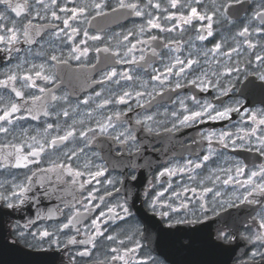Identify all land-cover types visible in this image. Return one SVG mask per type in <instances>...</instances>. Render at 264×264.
<instances>
[{"label":"flooded vegetation","instance_id":"1","mask_svg":"<svg viewBox=\"0 0 264 264\" xmlns=\"http://www.w3.org/2000/svg\"><path fill=\"white\" fill-rule=\"evenodd\" d=\"M157 2L159 9L153 6ZM11 3L13 7L21 5L23 11L17 16L0 3V35H11L9 29L17 34L12 45L0 42V81L17 76L7 85L0 84V115L10 103L20 105L11 124L0 121V127L9 129L0 132V232L4 238L27 250L55 251L57 264H124L112 261L113 255H124L128 264H169L142 237L144 223L139 213L147 212L182 243H188L186 234L192 227L214 223L207 235L222 246L235 248L230 264H264V192L253 191L264 183V174L247 183L248 176L264 166V155L256 151L261 148L258 138L264 135V126L258 123L264 117V80L260 78L264 75V20L255 15L264 9V0H180V5L189 7L177 8H171L169 0H151V4L149 0H124L125 4H137L135 11L143 12L141 16L120 8V0ZM95 4L101 7L97 9ZM80 7L86 11L76 17L71 11H62ZM190 7L213 15L212 36L205 30L206 20L178 24L171 32L147 27L149 19L159 17L162 28H171L181 13L189 14ZM53 11L59 19L52 16ZM170 13L176 17L164 19ZM65 19L69 26L64 25ZM245 27L248 32L239 35ZM72 29L78 31L73 34ZM130 32L133 35L125 41ZM200 35L206 39L200 40ZM149 36L157 39L151 41ZM217 43L221 48L211 51ZM132 45L135 49L128 52ZM176 59L199 62L180 75H176L178 66L171 74L165 73V65L171 66ZM113 69L117 75L106 80ZM36 71L53 79L37 77ZM161 73L160 81L152 79ZM25 74L32 77L36 87L25 86ZM123 74L133 79H122ZM197 77L200 80L192 84L190 81ZM177 83L180 88L175 87ZM13 88L22 91L23 97H16ZM126 91L130 98L116 103ZM136 92L142 95L138 98ZM34 96L40 99L33 100ZM105 100L112 102L105 104ZM206 103L215 111L209 109L180 124L184 116L201 111ZM226 108L238 110L223 119L209 118ZM65 111L68 116L63 115ZM115 112L122 113L119 119L113 117L115 127L100 134L97 122H106ZM252 113L257 116L255 123L248 119ZM147 116L152 119L146 120ZM49 124L53 125L50 129ZM70 126L75 128L73 137L51 146L50 141L71 130ZM254 127L257 132L253 135ZM81 131L86 132V138L79 135ZM120 133L125 134L120 137L123 143L114 139ZM209 133L215 134L210 142L204 139ZM225 133L230 135L221 141ZM40 147L45 150L38 156L29 155ZM17 148L20 155L28 157L21 166L15 158ZM73 150L77 155L69 159ZM205 155L209 156L207 161ZM60 164L71 165L85 175L73 177L60 168L49 171ZM96 166L107 169L97 178L100 183L93 180L84 184L91 179L87 172L97 171ZM237 167L244 168L242 175L236 172ZM179 168L185 171L160 175L165 169ZM229 176L232 180L225 184ZM109 180L113 183H107ZM205 188L211 191L205 192ZM118 205L126 207L129 215L125 216ZM85 207L89 211L85 212ZM109 208L114 212L109 213ZM117 214L122 218L116 219ZM98 217L103 235H97L93 225ZM69 219L72 225L63 228ZM44 231L51 235L42 236ZM109 236L115 239H107ZM257 236L261 239H255ZM73 238L75 242L70 243ZM89 238L95 247L81 243ZM86 249L90 254L81 255Z\"/></svg>","mask_w":264,"mask_h":264},{"label":"snow or ice","instance_id":"2","mask_svg":"<svg viewBox=\"0 0 264 264\" xmlns=\"http://www.w3.org/2000/svg\"><path fill=\"white\" fill-rule=\"evenodd\" d=\"M37 2L38 3H42L43 0H37ZM197 2H198V0H197ZM235 2L236 3H240L241 0H235ZM0 3L4 4L5 7H6V9H10L11 11L15 12L17 16H19L20 13H21V11H23V7L21 5H19V4L15 5V7H13L12 6V3H11V0H0ZM52 3L55 4L56 3V0H52ZM149 3L151 4V0H149ZM169 5H170L171 8H177L178 6L189 7L188 4L180 5V0H169ZM153 6L155 8H157V9H159L161 7V5H160L159 2L155 3ZM45 7H47V5H45ZM94 7L97 8V9H99L101 7V5L100 4H95ZM119 7L120 8H129V9H132V10L135 11V9H137L138 5L135 4V3L125 4L124 3V0H120ZM62 11H71L72 17H76L78 13H84L86 11V8L80 7V8L71 9V10L62 9ZM165 11H166V9H165ZM99 14L100 13H97V15H99ZM135 15L141 16V15H144V13L141 12V11H135ZM255 15L257 17H260L262 20H264V9H262L261 11L256 12ZM52 16L54 18L59 19V17H57V14H56L55 11L52 12ZM174 17H176V13H170L164 19H166V20H172ZM194 19H198L200 21H205V20L208 21L205 30L207 31V35L208 36H212L213 35V32H212L213 15L201 14L197 10L196 7H190V11H189V14L188 15L185 16L183 13H181L179 15V17H176V23H174L171 28H167V29L162 28L161 24L159 23V17L149 19L147 21V27L148 28H159V29H161V31H169V32H171V31H175L176 30L178 24L189 25V24L192 23V21ZM63 23H64L65 26H69V21L67 19H65L63 21ZM202 27H205V26H202ZM260 30L261 29H257V31H260ZM8 31L11 33V35H8V36L0 35V42H5L6 41L9 45H12L17 40V34H16L15 29H9ZM63 31L64 30L61 29V32H63ZM77 31H78L77 29H72L73 34H75ZM140 31L141 32H144L145 31V28L144 27H141L140 28ZM247 32H248V28L245 27L243 29V31L239 33V35L243 36ZM84 34L87 35V32H85ZM23 35H24V37L26 39L29 37V33L27 31V27H25V31H24ZM131 35H133V33H131V32L128 33V35L124 36V40L127 41L128 38H129V36H131ZM198 38L200 40L206 39V37L204 35H200ZM69 39H71V36L69 37ZM92 39H99V37H92ZM156 39H157V37L149 36V40H151V41H155ZM137 43H143V41H137ZM169 43H174V42L173 41H170ZM167 46L168 45H164V47H167ZM220 48H221V44L217 43L211 51L216 52ZM134 49H135V45H132V47L128 49V52H132ZM73 51H76V49H74ZM96 51H99V49H97ZM233 51H235V49H233ZM84 52L86 53L87 52V49H84ZM154 55H155V52H154ZM76 58H79V57H76ZM51 59L55 61V60H57V57L56 56H52ZM140 59L143 60L144 57L141 56ZM256 59L257 60H260L261 57L260 56H257ZM118 62L119 63H124L125 61L120 60ZM198 62L199 61L191 60V59L187 60V62H185L183 60H180V59H176L171 66L165 65L164 72L171 74L173 72V68H175V67L178 66L179 67V72L176 73V75H180V74H183L186 69H191L193 67V65L197 64ZM65 63H66V61H65ZM42 67H43V65H41V68ZM228 71H231V69H229ZM35 75L37 77L43 78L44 80H51V79H53V77L42 76V73L40 71H36L35 72ZM116 75H117V73L113 69L111 72H109L105 76V79L106 80H109V79H111L112 77H114ZM163 75H164L163 73H161V75H155V76L152 77V79L153 80L160 81L161 80V76H163ZM121 78L122 79H126V80L133 79L130 75H127V74H123ZM260 78L262 80H264V75H262ZM23 79L26 81V84H25L26 87H36L37 86L34 82H32V77L30 75L25 74V76L23 77ZM164 79L166 80L167 79V76H164ZM15 80H17V76L15 74H13V75L8 76L7 77V80L0 81V84L7 85L9 82L15 81ZM197 80H200V77H197L196 80H192L190 82L192 84H197ZM117 83H119V81H117ZM198 86H202V83H201V85H198ZM175 87L176 88H180L181 87V84L177 83L175 85ZM12 90L15 93V96L16 97H21V98L23 97L24 93L22 91L17 90L16 88H13ZM40 91L43 92L44 89L41 88ZM99 95L100 94L97 93V96H99ZM141 95L142 94L140 92H136V96L138 98ZM148 95H151V93H148ZM126 98H130V93L127 92V91L124 92L122 95H120L115 102L116 103H125L126 102ZM32 99L33 100H38V99H40V97L34 96V97H32ZM53 99H56V97L53 96ZM111 102H112L111 100H105L104 101L105 104H108V103H111ZM85 103H87V101H85ZM181 104L183 106V102H181ZM138 106H140V105H138ZM209 109H212L213 111H215L214 106L212 104L206 103V105L203 107V109L201 111H193V112L190 113V115L184 116L183 120L180 121V124L181 125H184V124H186V123L194 120L195 118L203 115L204 112H207ZM129 110H131V109H129ZM237 110L238 109H235V108H226V109H224V111H216L215 112V116L209 115V118L210 119H223L226 116H228L231 111H237ZM18 111H20V105H18L17 103H10V105L3 111V114L0 115V121H4V122H6L8 124H11L12 121H13V118H14V114L17 113ZM29 112H31V110H29ZM45 115H47V113H45ZM63 115L64 116H68L69 113L67 111H65L63 113ZM121 115H122V113L115 112L111 116H108L107 117L106 122H104V123L97 122L96 127L100 130V134H106L108 132V129L114 128L115 125L112 123L113 117H115L116 119H119ZM173 115H176V114L173 113ZM33 118L35 119V118H38V117H33ZM145 119L146 120H151L152 117L151 116H147V117H145ZM248 119L252 120L255 123L256 120H257V116H256L255 113H252L248 117ZM136 123L137 124H140L141 121L140 120H137ZM258 123H259V125L264 126V117H261L259 119ZM52 127H53V125H51V124H49L47 126V128H49V129L52 128ZM70 129L71 130L66 131V133L64 135L54 137L53 140L50 141V145L51 146L62 145V144H64L65 141H68L70 138H72L73 135H74V132H75V128H72L70 126ZM172 130L173 131L176 130V125L175 124L173 125ZM8 131H9L8 128H6V127H0V132L7 133ZM45 131H47V129H45ZM88 131L89 132H94V129H88ZM149 131H151V129H149ZM241 131H243V130H241ZM251 131H252V134L254 135L257 132V128L254 127V128H252ZM79 135L81 137H85V138L87 137V134L84 131H81L79 133ZM124 135H125L124 133H120L118 136L114 137V139L117 140V141H119L120 143H123L124 141L121 140L120 137L121 136H124ZM213 135H215V134L214 133H209L208 135H206L204 137V139H206V140H208L210 142ZM225 135H230V134H228V133L222 134L221 137H220L221 141H223V138H224ZM33 139H35V138L33 137ZM258 140H259V144L261 145V148H257L256 151L260 152L261 155H264V135L260 136L258 138ZM5 147H7V145ZM13 147H15V146H13ZM44 150H45L44 147H40L39 149H33V151L31 153H29V155L38 156L39 153L43 152ZM16 151H17V155H16L15 158H16V161H17V166H21L22 161L27 160L28 157L27 156L20 155V152H21V149L20 148H17ZM79 151L82 152L83 149H79ZM209 151H211V146L209 147ZM76 155H77V152L75 150H73L72 153H71V156L68 157V158L71 159V157L76 156ZM4 159L7 160L8 157L5 156ZM203 159L205 161H207L209 159V156L208 155H205L203 157ZM191 163H192L191 161H188L187 162V164H191ZM24 166H26V165H24ZM199 166H200L199 164L196 165V167H199ZM88 167H89V165L86 164L85 165V168H88ZM96 167L98 169L97 171H95V172L88 171L87 172V175L91 179L84 181V184L91 183L93 180L96 181V183H100V181L97 178L100 177V176H103L107 169L106 168H103V167H100V166H96ZM56 168H60L61 170L67 171L68 173L72 174L73 177H80V176L85 175L84 172H81L79 170H74L71 167V165L65 166L63 164L55 165L53 168H50L49 171H55ZM177 170L183 172V171H185V168L165 169L163 172L160 173V175L161 176L166 175V174L167 175H175V173H176ZM236 172L238 174H241L242 175L244 173V168L243 167H237L236 168ZM262 174H264V166H261L260 172L253 171L248 176L247 183H249V184L253 183V177H256V176L262 175ZM231 180H232V177L229 176L228 179L224 181V183L227 184ZM72 182L73 183H76V179L74 178ZM107 183L112 184L113 181L109 180V181H107ZM84 184H81L80 187L83 188L84 187ZM187 190L188 189H185V191H187ZM256 190H259L261 192H264V183H261V184L256 185V187L253 188V191H256ZM23 191H25V189L24 188H21V192H23ZM94 191H95V189H94ZM204 191L205 192H210L211 189L205 188ZM173 194L176 195V193H173ZM13 195H16V194L14 193ZM106 195H111V193H107L106 192ZM159 195H163V193H160ZM216 195L219 196L220 193L217 192ZM249 195H251V193H249ZM88 196L89 197H92V192H89ZM4 199H7V197H4ZM99 199L101 201H103L104 197L101 196V197H99ZM89 203H91V200H89ZM8 207H13V205L12 204H9ZM118 207H120L121 211L125 214V216L129 215L128 209L126 207H124L123 205H118ZM182 207H184V205H182ZM84 210H85V212L89 211V209L87 207H85ZM114 210H115L114 208H109L108 209V212L109 213H112V212H114ZM104 215H105L104 212H101L100 213V217H103ZM162 215H166V213H162ZM115 218L116 219H121L122 217H120L119 214H117L115 216ZM98 220H99V217L97 218V220H94L93 221V225L96 228V234L97 235H103V232H101L100 229H99ZM72 223H73L72 219H69L68 223L67 224H64L62 227L63 228H68L70 225H72ZM261 227H264V223L261 224ZM41 235L44 236V237H47V236H50L51 234L49 232H47V231H44V232L41 233ZM107 239L113 240V239H115V237L109 236V237H107ZM255 239L259 240V239H261V237L260 236H257V237H255ZM72 242H75L74 238L73 239H70V243H72ZM81 243H92V246L95 247V244L93 243L92 238H89L88 241H81ZM120 243L123 244L124 242L123 241H120ZM136 247L139 248L140 245L137 244ZM112 252L113 253H116L117 252V249H112ZM127 252H130V253L131 252H134V249H127ZM89 254H90V252L87 249L84 252L81 253V255H85V256H87ZM111 259H112V261L120 260V261H123L124 264H128V260H126V258H125L124 255H113L111 257Z\"/></svg>","mask_w":264,"mask_h":264},{"label":"water","instance_id":"3","mask_svg":"<svg viewBox=\"0 0 264 264\" xmlns=\"http://www.w3.org/2000/svg\"><path fill=\"white\" fill-rule=\"evenodd\" d=\"M139 216L144 223L142 237L146 245L169 264H230L235 248L222 246L207 235L214 223L208 221L192 227V232L186 234L188 243H182L151 214ZM0 264H57L56 252L24 249L6 240L0 232Z\"/></svg>","mask_w":264,"mask_h":264},{"label":"rangeland","instance_id":"4","mask_svg":"<svg viewBox=\"0 0 264 264\" xmlns=\"http://www.w3.org/2000/svg\"><path fill=\"white\" fill-rule=\"evenodd\" d=\"M148 258H150V257L148 256Z\"/></svg>","mask_w":264,"mask_h":264}]
</instances>
